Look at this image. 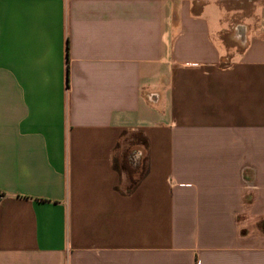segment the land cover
Listing matches in <instances>:
<instances>
[{
    "label": "crops",
    "instance_id": "obj_1",
    "mask_svg": "<svg viewBox=\"0 0 264 264\" xmlns=\"http://www.w3.org/2000/svg\"><path fill=\"white\" fill-rule=\"evenodd\" d=\"M0 264H264V0H0Z\"/></svg>",
    "mask_w": 264,
    "mask_h": 264
},
{
    "label": "rangeland",
    "instance_id": "obj_2",
    "mask_svg": "<svg viewBox=\"0 0 264 264\" xmlns=\"http://www.w3.org/2000/svg\"><path fill=\"white\" fill-rule=\"evenodd\" d=\"M224 8V13L226 18H234L236 20H241L244 15L251 13V8L253 7V2L256 0H216ZM263 1V0H260ZM135 138H126V143L135 142Z\"/></svg>",
    "mask_w": 264,
    "mask_h": 264
}]
</instances>
